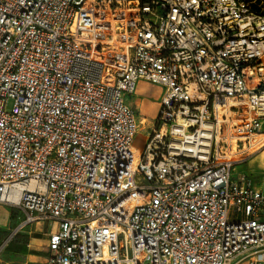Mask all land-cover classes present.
Instances as JSON below:
<instances>
[{
  "label": "built area",
  "instance_id": "2783aa9c",
  "mask_svg": "<svg viewBox=\"0 0 264 264\" xmlns=\"http://www.w3.org/2000/svg\"><path fill=\"white\" fill-rule=\"evenodd\" d=\"M263 124L264 5L0 0L4 245L41 221L45 264H264V186L233 174Z\"/></svg>",
  "mask_w": 264,
  "mask_h": 264
},
{
  "label": "crops",
  "instance_id": "0c3cea01",
  "mask_svg": "<svg viewBox=\"0 0 264 264\" xmlns=\"http://www.w3.org/2000/svg\"><path fill=\"white\" fill-rule=\"evenodd\" d=\"M141 84H151L146 81H138L136 84V90ZM157 86V85H156ZM159 87V86H158ZM161 88V87H159ZM135 92L133 95H135ZM162 92V89H161ZM160 95L155 99V111L158 106V101L160 99ZM129 101V99H128ZM143 101V100H142ZM137 112V111H136ZM138 115H140L138 113ZM147 117V115H145ZM154 116V115H153ZM253 145L264 143V124L261 133L258 134L256 138L252 140ZM255 164H258L257 168H255ZM248 165V171L253 172L258 168L264 167V145L256 151L245 163ZM253 168V169H249ZM235 167L233 168V174L236 175L240 171L235 172ZM242 171V170H241ZM259 171V170H258ZM260 172V171H259ZM249 175H252L248 172ZM259 176V175H258ZM251 177V176H250ZM252 178V177H251ZM252 185L255 187H262L264 186V176H260L257 179L252 178ZM18 211L20 212L21 216L17 215V223L12 225V223H8L9 235L11 234L12 230L18 225L19 221L24 218V213L20 209H10V212ZM47 222H35L25 226L23 229L18 231L11 239H9L6 244L3 246L2 251L0 253V264H45L48 256V233L50 232V227L46 226ZM48 224V223H47ZM8 235V237H9ZM6 241V240H5Z\"/></svg>",
  "mask_w": 264,
  "mask_h": 264
},
{
  "label": "rangeland",
  "instance_id": "374dc122",
  "mask_svg": "<svg viewBox=\"0 0 264 264\" xmlns=\"http://www.w3.org/2000/svg\"><path fill=\"white\" fill-rule=\"evenodd\" d=\"M249 1H254V6H257L258 4L264 5V0H249ZM161 93V88L154 84H141L138 88L137 91L135 92V95L132 97H129L128 103L135 108V110L140 114L139 116H145L147 117H152L154 115L155 111V99L160 95ZM143 100V101H142ZM143 137L140 134H138L134 141L133 144L136 148H141L143 144ZM255 168H257L258 164H255ZM248 165L245 164H237L235 166L234 171H246L247 173H251L250 175L252 178L257 179L260 176H264V167L263 168H258L255 170V168H250L253 169L254 171H248ZM259 175V176H258ZM10 209H13L7 205H0V248L1 246H4L5 240L8 238V233L9 229L8 223H12V225L17 223V215L21 216L20 212L15 211V212H10ZM46 226L48 228V224L46 223ZM7 227V228H6ZM2 251V250H1ZM1 253V252H0Z\"/></svg>",
  "mask_w": 264,
  "mask_h": 264
},
{
  "label": "bare ground",
  "instance_id": "6f19581e",
  "mask_svg": "<svg viewBox=\"0 0 264 264\" xmlns=\"http://www.w3.org/2000/svg\"><path fill=\"white\" fill-rule=\"evenodd\" d=\"M23 189H34V185L33 183H30V184H26V185H15L11 188L10 192H9V200L15 202V201H18L19 197H20V193Z\"/></svg>",
  "mask_w": 264,
  "mask_h": 264
}]
</instances>
